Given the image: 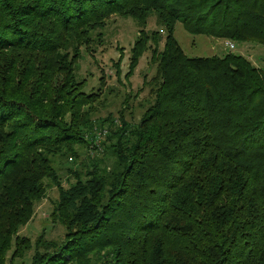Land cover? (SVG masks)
<instances>
[{"label":"trees","instance_id":"trees-1","mask_svg":"<svg viewBox=\"0 0 264 264\" xmlns=\"http://www.w3.org/2000/svg\"><path fill=\"white\" fill-rule=\"evenodd\" d=\"M112 16L138 26L125 78L146 51L154 65L135 125L95 118L104 76L89 93L77 77ZM177 23L264 46V0H0V264L12 247L33 250L30 264H264V70L231 52L186 56ZM81 149L90 170L66 167L64 189L53 157L75 165ZM48 179L59 245L18 234Z\"/></svg>","mask_w":264,"mask_h":264},{"label":"rangeland","instance_id":"rangeland-1","mask_svg":"<svg viewBox=\"0 0 264 264\" xmlns=\"http://www.w3.org/2000/svg\"><path fill=\"white\" fill-rule=\"evenodd\" d=\"M148 30H159L161 40L159 48L163 47L164 32L155 25L153 19L148 21L146 27ZM103 32V40L101 44H97L92 53H88L84 48H81V56L79 60V71L77 73L78 79H85L84 92L89 93L94 91L99 86V77L104 76V91L105 106L98 105L95 112V118H105L108 115L118 118L122 113L124 118L130 122H139L145 107L150 99L149 87H142L143 77L149 80L154 74V65L150 62V52L146 51L134 70V73L129 79L125 78L128 70L129 55L132 43L138 34L137 24L130 18H122L119 16H112ZM174 37L188 57H210L213 55L223 56L226 53L240 54L250 60L251 64L264 70V46L251 42H234V48L230 49L225 45V41L213 38L208 35L188 33L180 23L175 25ZM118 58H121L120 61ZM119 61V63H118ZM118 63V64H117ZM118 65V73L113 65ZM108 88L112 91L107 93ZM142 88V92L135 97L136 91ZM127 101L128 107L122 106L123 101ZM125 108V109H124ZM107 127V125H105ZM106 128L97 130L95 137V145H100L98 151L103 150L100 142H103L107 132ZM98 143V144H97ZM81 149L80 155L77 157V164L72 163V159L68 158L65 162L64 157H53V162L60 179V184L64 189L72 185L75 179L66 172L65 168L70 167L72 171L80 168V165L87 166L82 168L83 172L89 171L90 162L87 155L96 152L90 148ZM89 153H88V152ZM70 162V163H69ZM83 162V163H82ZM108 163H110L108 161ZM87 173V172H86ZM47 191L43 199L35 202L34 212L25 226L21 227L18 234L23 237H28L32 243L38 237L44 236L47 240H54L58 245L64 240V228L58 222H52L49 215L54 203L57 201L58 192L51 180H46ZM13 247L8 250L6 254V264H30L33 250H26L22 255H14L12 253ZM13 254V255H12ZM95 262V261H94ZM76 264V263H72Z\"/></svg>","mask_w":264,"mask_h":264},{"label":"built area","instance_id":"built-area-1","mask_svg":"<svg viewBox=\"0 0 264 264\" xmlns=\"http://www.w3.org/2000/svg\"><path fill=\"white\" fill-rule=\"evenodd\" d=\"M225 45H226L227 47L233 48V43L230 42V41H225Z\"/></svg>","mask_w":264,"mask_h":264}]
</instances>
